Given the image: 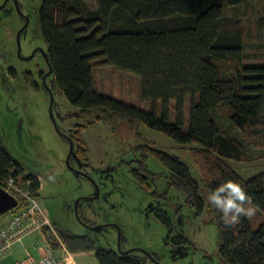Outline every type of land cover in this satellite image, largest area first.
Segmentation results:
<instances>
[{
    "label": "trees",
    "instance_id": "trees-1",
    "mask_svg": "<svg viewBox=\"0 0 264 264\" xmlns=\"http://www.w3.org/2000/svg\"><path fill=\"white\" fill-rule=\"evenodd\" d=\"M95 1L94 9L84 0L41 1L37 24L55 90L80 112L116 116L131 128L142 124L180 146L197 145L203 152L192 157L216 227L219 260L264 264V221L253 228L242 211L249 204L264 216V173L244 180L227 163L264 159V16L257 19L262 62L245 66L243 27L228 12L250 0ZM97 60L137 76L140 99L149 108L96 92L92 68ZM75 140L85 156L79 132ZM145 155L167 170V190L158 196L174 189L202 213L205 203L186 165L159 150L149 149ZM17 162L0 139V187L11 177L17 188L37 197L39 181L24 175ZM143 190L149 192L148 187ZM155 217L172 231L173 219L167 213ZM55 231L70 253L95 251L98 264H146L150 259L134 251L121 256L99 249L87 236L57 226Z\"/></svg>",
    "mask_w": 264,
    "mask_h": 264
},
{
    "label": "rangeland",
    "instance_id": "rangeland-1",
    "mask_svg": "<svg viewBox=\"0 0 264 264\" xmlns=\"http://www.w3.org/2000/svg\"><path fill=\"white\" fill-rule=\"evenodd\" d=\"M17 1L27 4L25 0ZM41 1L34 0L35 6L38 7ZM84 1L90 9L96 7L95 0ZM228 15H232L233 20L240 21L243 27L245 58L242 65L262 62L260 59L262 32L258 28L257 19L264 16V2L250 0L235 12H228ZM7 25L8 22L5 20L0 22L2 65H4L1 62L2 58L6 56L10 59L13 50L10 42L3 43V37L5 38L3 31ZM36 43L46 49V44L41 38H36ZM94 63L92 82L96 92L143 110L149 108V104L140 99V83L137 76L100 64V60ZM1 81L2 79L0 85ZM3 89L4 87L0 86V139L9 155L21 164L26 173H34L40 177L43 189L36 197V201L48 212L49 223L54 230L57 226L71 234L87 236L94 247L111 250L116 254L118 250H128L141 256L142 251H145L154 256L158 264H224L217 255L216 227L213 216L208 211L207 196L192 157L203 152L197 145L180 146L142 124L131 128L116 116L80 112L58 91L53 95V103H50L42 92L20 93L16 85L9 83H7L9 92H3ZM189 102L190 98L187 97L184 107L186 122ZM54 125L57 130L54 129ZM73 127L76 128V133H80L87 148L88 162L94 168L102 169L109 164L108 169H111V165L116 168L106 171L102 181H105L106 174H109L111 179L108 181H119L118 188H109L107 184L102 186V182L97 180L98 172L91 173V179L74 175L71 169L76 168L78 159L76 162L72 160V164L66 162L68 147L59 138V130L65 131ZM149 149L164 152L186 165L190 176L199 185V197L205 203L202 213L199 214L195 207L188 206L182 193L174 189L168 190L167 199L154 200L152 197L154 193L161 195L167 190L164 179L167 170L161 162L145 155ZM135 159L136 165L139 159L146 170L157 175L152 180L154 188L150 187L148 193L131 180L130 169L134 166ZM227 163L244 180L264 173V159L251 163L239 164L232 161ZM81 170L89 172V169ZM93 181L98 183V195L92 185ZM109 191L110 195L107 194ZM89 193L96 195L94 203H91L93 211H84L83 217L95 222L97 226L104 222L109 223L98 231L83 225L71 209L72 203ZM171 202L177 208L175 215ZM158 210L175 219L174 228L170 233L155 217ZM242 211L253 228L258 222L264 221V216L249 204L244 205ZM178 236L186 239L187 243L175 249L174 256L171 253V246ZM146 264L157 263L147 259Z\"/></svg>",
    "mask_w": 264,
    "mask_h": 264
},
{
    "label": "flooded vegetation",
    "instance_id": "flooded-vegetation-1",
    "mask_svg": "<svg viewBox=\"0 0 264 264\" xmlns=\"http://www.w3.org/2000/svg\"><path fill=\"white\" fill-rule=\"evenodd\" d=\"M25 1H27V4L21 3V1H17V0L0 1V22L2 20L8 22V25L6 26V30L3 31V35L5 36V38L3 37V43H5V41L10 42L11 46L13 47V50L10 53L12 56L10 57V59L3 54L5 57L2 58L1 61L4 63V65L0 64V79H2L0 86L4 87L3 92L6 93L9 92L7 91V83L11 85H16V88L19 90L20 93H26L30 91H34L37 93L42 92L48 97L50 103H53L52 101L53 95L57 93V91L55 90L53 84L54 78L52 71L50 70L47 47L46 49H44L39 43L38 44L36 43V38H41L39 27L37 24V13L39 11L40 5L38 7L35 6L34 0H25ZM0 44H1V40H0ZM1 55L2 54H0V56ZM59 131H61L59 134L60 137L68 147V153L67 156H65L67 162L69 161V164L70 163L72 164V160L73 162H76V160L78 159V163H77L78 165L76 164L77 165L76 168L72 167L71 169L74 172V175L76 176L79 175L87 179H91L90 174L94 172H98L97 180L99 182H102V186H105L107 184L109 188L119 187V185L117 184L119 181H115V182L108 181L111 179V176H108L109 174H106L105 181H102V178L106 171H111L116 168L112 167L111 165L110 167L111 169H108L110 164L102 169L94 168L93 165L88 162L89 161L88 158L89 156L87 155L88 153L84 156L83 149L79 148L78 150L76 148V144H75L76 131H77L76 128L74 127L72 129L67 128L65 131L62 130ZM4 135L7 136L6 132H4ZM70 141L73 144V151L69 154ZM133 162H134L133 163L134 166L130 169L132 182L136 184V186L139 187L140 189H145L146 187L154 188L152 184V180L154 179V177L156 178L157 175H155V173L151 172L150 170H146L145 167L141 165V160L139 159L137 160V165L135 164L136 159ZM17 163L24 175H31L33 177H36L38 180V176L36 174L26 173L25 170L22 168L21 164L19 162ZM81 169H89V172ZM8 179H11L12 183L15 185L13 178L10 177ZM15 180L16 181L19 180L18 176L16 177ZM7 181H4L6 185L2 187V189L5 191L7 189ZM92 185L94 186V190L97 193L96 195H98L99 189H98L97 181L96 182L93 181ZM110 192L111 191H109V193L107 194L110 195ZM152 197L154 198V200H157L159 198L167 199V196L158 197L157 194H153ZM94 199L95 197L93 193H89L84 195L83 197H80V199H78L74 204L72 203L71 205V209L74 212L76 218L83 225H85L91 230H93L94 227H99L101 229L102 227L109 224L108 222L106 223L104 222L101 225L97 226L95 222H92L87 218L83 217L82 214L84 213V211H88V212L93 211L91 203H94L95 201ZM173 207H174L173 212L175 215L177 213V208L176 206ZM158 212H164V211L158 210L157 212H155V214H157ZM172 244L173 245L171 246L172 247L171 253L172 255L175 256L174 254L175 249L176 250L179 249L182 245L185 244V242H183V240L180 239V236H178L176 237V239L173 240Z\"/></svg>",
    "mask_w": 264,
    "mask_h": 264
},
{
    "label": "built area",
    "instance_id": "built-area-1",
    "mask_svg": "<svg viewBox=\"0 0 264 264\" xmlns=\"http://www.w3.org/2000/svg\"><path fill=\"white\" fill-rule=\"evenodd\" d=\"M6 192L16 198L17 206L9 212L4 225H0V259L9 253L12 245L22 242L37 230L48 228L55 239L57 238L50 226L46 210L36 201V197L28 190L17 188L11 179L7 181ZM56 241L58 242L57 239ZM47 252V256L40 260L26 256L15 264H57L55 254L49 246Z\"/></svg>",
    "mask_w": 264,
    "mask_h": 264
},
{
    "label": "crops",
    "instance_id": "crops-1",
    "mask_svg": "<svg viewBox=\"0 0 264 264\" xmlns=\"http://www.w3.org/2000/svg\"><path fill=\"white\" fill-rule=\"evenodd\" d=\"M59 138L62 140L60 135ZM38 180L40 188L37 191V194L39 195L43 186L40 177H38ZM9 214L10 213H5L0 215V224L6 222ZM54 233L56 232L54 231ZM51 237L52 234L47 231V229L33 232L25 237L22 242L12 245L9 253L4 258L0 259V264H15L16 262L23 260L26 256H31L36 260H40L47 256L48 246L53 250L57 259V264H98L94 255L95 251L72 254L65 248L59 237L56 238L58 242L51 239ZM50 240L53 242V245H51Z\"/></svg>",
    "mask_w": 264,
    "mask_h": 264
},
{
    "label": "water",
    "instance_id": "water-1",
    "mask_svg": "<svg viewBox=\"0 0 264 264\" xmlns=\"http://www.w3.org/2000/svg\"><path fill=\"white\" fill-rule=\"evenodd\" d=\"M50 70L52 71L51 68H50ZM53 84H54V82H53ZM54 129L57 130L55 125H54ZM72 151H73V144L70 141L69 142V154ZM66 162H67V160H66ZM16 206H17V200L11 194H9L8 192H6L5 190H3L0 187V215L8 213L12 209H14ZM99 229H100L99 227H94L93 228V230H95V231H98ZM118 236H119V234H118ZM118 247H119V243H118ZM128 252H129L128 250L127 251L118 250V254L121 255V256L127 255ZM142 253H144L145 255L147 254L153 262L158 264V262H156V260H154V258L151 255H149L145 251H142Z\"/></svg>",
    "mask_w": 264,
    "mask_h": 264
},
{
    "label": "clouds",
    "instance_id": "clouds-1",
    "mask_svg": "<svg viewBox=\"0 0 264 264\" xmlns=\"http://www.w3.org/2000/svg\"><path fill=\"white\" fill-rule=\"evenodd\" d=\"M14 197V196H13ZM15 198V197H14ZM16 199V198H15ZM13 210V209H12ZM10 212V211H9ZM8 212V213H9ZM48 213V212H47ZM51 228H52V226H51ZM45 229H47V231H49L50 232V230L48 229V228H45ZM53 229V228H52ZM55 231V230H54ZM56 232V231H55ZM51 233V232H50ZM52 234V233H51ZM56 235H58L57 233H55ZM52 239L54 240V241H56V239H55V237L52 235ZM58 237V236H57Z\"/></svg>",
    "mask_w": 264,
    "mask_h": 264
}]
</instances>
